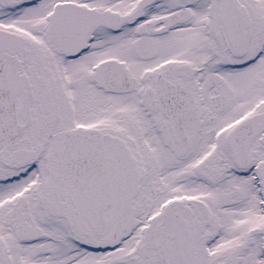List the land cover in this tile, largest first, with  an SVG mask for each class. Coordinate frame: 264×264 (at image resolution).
Wrapping results in <instances>:
<instances>
[{
  "label": "snow or ice",
  "instance_id": "obj_1",
  "mask_svg": "<svg viewBox=\"0 0 264 264\" xmlns=\"http://www.w3.org/2000/svg\"><path fill=\"white\" fill-rule=\"evenodd\" d=\"M0 264H264V0H0Z\"/></svg>",
  "mask_w": 264,
  "mask_h": 264
}]
</instances>
